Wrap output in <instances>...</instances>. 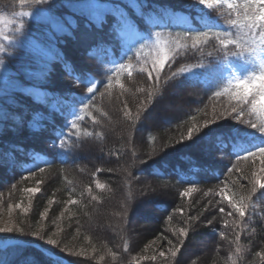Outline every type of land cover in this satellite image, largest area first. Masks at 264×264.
Instances as JSON below:
<instances>
[{
    "label": "trees",
    "instance_id": "trees-1",
    "mask_svg": "<svg viewBox=\"0 0 264 264\" xmlns=\"http://www.w3.org/2000/svg\"><path fill=\"white\" fill-rule=\"evenodd\" d=\"M66 2L67 0H54L51 11L57 16L71 14L70 9L64 5ZM111 2L127 7V0H111ZM195 4L196 0H147L148 10L157 15L163 16L164 11L167 10L169 13H178L187 17L184 24L168 22L167 17H163L165 24L157 27L148 26L141 17L135 16L134 10L128 9L129 15L134 18L144 38L152 39L156 37V32H160L163 43L180 40L181 43L187 44V47H173V51L170 52L171 59L161 71L159 80L155 78L154 71L152 78L148 77L147 72L141 71L142 67L149 70L152 68L151 54L147 52L138 50L136 53L132 49L120 53L118 49V53L114 55L118 57L120 55L127 64L133 65L131 75L127 72H117V75L110 76L107 72L109 69L104 65L108 57L102 51L97 50L95 53L98 58H102L101 67L97 69L94 66L97 61L88 59L83 42L72 40L70 36L62 38L59 48L68 65L73 68L89 67L93 77L97 79V90L95 95L91 96L92 116L83 113L84 119L78 122L81 129H87L94 135L85 137L81 132L78 147L69 150L60 149L58 144L61 139L69 143L76 139L72 135L75 130L67 124L61 114H57L54 120L52 115L46 117L52 121L39 133L34 134L33 130L25 125L19 131H8L0 135V152L12 145L22 149L16 155L15 165L0 163V219L4 217L3 211L9 212L15 216L11 221H16L14 228L24 229L23 232H0V239H16L30 245L17 246L14 248L13 256L10 251L13 249L4 252L6 257H2L0 253V264L58 262L47 257L42 251L61 257L71 264H193L194 262V264H264V259L257 255L264 253V189H259L252 200L246 201L247 208L243 218L235 213L226 199L210 191L214 189L219 192L227 184L228 194L235 193L239 197L242 193L240 185L250 187L247 176L259 166V161L257 160L253 165L251 161L240 160L234 163L238 168L230 172L234 164L228 167L221 165L222 161L228 162L225 154L221 156L220 152L215 154L206 151L205 144L208 138L245 130L260 133L240 125L234 119L235 113L231 112L234 101L226 95L220 97L215 95L217 91L222 90V85L215 76L216 71L213 67L229 58L234 49L229 47L226 53L214 40L194 49L191 47V41H184L177 35L185 30H231L226 21L228 10L223 11L222 16L217 9L210 11V15L217 17L223 25L217 28L195 12ZM21 8L31 10L32 6H21L18 0H0L2 13H14ZM111 21L112 17H108L109 24ZM23 22L25 37L22 39L31 38L33 41L46 39V27L43 23ZM79 22L81 30H88L86 15H81ZM106 33L107 26L104 30L93 33L92 38H105ZM30 47L29 45V48H20L14 57L6 58L12 69L13 79L24 84L33 83L28 79V72L37 66L36 54ZM113 50L115 51V48ZM180 68H185L186 71L173 77L172 73ZM67 71L64 63L54 62L51 65L48 82L41 85V88L45 91H58L67 96L72 103H77L87 92L72 86L73 77L67 75ZM117 76L119 83H116ZM109 80L114 87H107ZM12 91L13 89L9 88L8 92L0 97L3 105L7 103L10 110H16L17 105L24 104L31 110L46 113V105L32 102L29 97L19 93L14 94L15 104L11 99L6 101L3 97ZM26 91L32 92L38 100L42 101L44 98V94L40 97L35 89ZM172 91L180 94V98L173 101L185 106L184 109L176 114L175 107L170 108L160 116V122L155 119L147 120L154 108L161 107L168 103L170 98L177 96ZM126 111L131 114L130 117L125 116ZM93 119L99 122L94 123ZM206 122L211 128L205 127ZM124 128L125 132L122 130ZM189 129H192L191 139H189ZM139 131L142 134L137 140L135 133ZM101 145H105L101 154L104 162L100 161L99 156V159L87 169L85 166L88 163L82 162L79 152L86 153V148ZM29 153L38 154L40 161H34ZM135 157L137 162L133 164L131 159ZM194 163L201 168H207L206 164L213 165L214 168L209 169L210 171L207 169L209 176L205 180L201 177L202 171L197 172V177L192 181L183 179L177 174L179 172H176V168H179L180 172H185L187 167ZM37 164L45 169L43 173L39 172ZM163 165L173 167V175L159 176L157 171H163ZM215 167L217 170L226 167L224 173L227 175L217 177L214 173ZM30 169L32 175L29 173ZM138 169L141 176L145 175L148 184L134 180ZM121 170L126 171L127 176L122 175ZM120 176H123V186L118 184L120 180L116 178ZM114 179H116L115 185H113ZM97 181L105 187L97 188ZM156 182L160 184L159 189L150 184ZM149 184L151 186L141 194V189ZM24 185L39 187L40 191L31 195L28 201L23 192ZM89 187L91 192L88 191ZM149 188L153 191L152 195L157 196L156 199L160 200L159 198L162 197L164 200V202L156 201L151 207L155 217L158 215L155 226L150 229H130L129 220L142 212L136 208L141 200L137 201L134 198H143L145 196L143 194L148 192ZM187 188L194 190L187 196H181ZM121 193L125 197H122ZM118 195L124 211L117 213L118 225L111 227L104 223L105 217ZM92 196H96V200H93ZM69 199L75 200L76 203L69 204ZM148 203L152 204L149 201ZM16 204L27 208L22 216L14 210ZM221 207L224 209L223 213L220 212ZM45 210H47L46 217L41 215ZM150 217L152 216L148 215L143 218L150 219ZM189 217L196 219L190 220ZM209 220L212 221L211 224L208 223ZM233 221L236 223H232ZM181 228L186 230L187 235L178 237L176 233ZM36 231H41L45 239L41 240L38 236L30 234ZM49 237L57 239L60 248L47 244ZM204 240L210 244L202 245L195 242H204ZM169 241L172 243L169 244ZM178 241H183V244H179ZM152 242L159 243L158 249L161 248L164 252L166 250V254L174 247H179L180 250L175 257L168 255L167 260L159 256L152 260L151 257L156 254L150 245ZM32 245L40 247L42 251ZM65 245L67 250L61 251L60 249ZM190 248L191 252H189ZM237 248L240 249L239 252ZM94 250L96 252L94 254L104 251L117 254L118 259L108 261L105 258L98 262L93 258L82 257V254L92 253ZM77 252L81 254H73Z\"/></svg>",
    "mask_w": 264,
    "mask_h": 264
},
{
    "label": "snow or ice",
    "instance_id": "snow-or-ice-1",
    "mask_svg": "<svg viewBox=\"0 0 264 264\" xmlns=\"http://www.w3.org/2000/svg\"><path fill=\"white\" fill-rule=\"evenodd\" d=\"M197 4L202 5L207 9H219L228 10L226 21L229 29H235V36L232 31H194L185 30L183 33L177 35L182 37L184 41H191L192 48H198L200 45L208 44L210 40H214L219 43L222 51L229 50L230 46L240 49L239 52L233 51L231 54H248L255 57L258 67L256 71L250 73L244 78H235L229 80L227 85L221 90L217 91L215 95L228 96L234 103L231 105V112L235 113L234 119L242 126L246 128L254 129L260 133V143L253 144L249 141L238 140L231 141V144L223 143L226 138L221 136L209 137L205 149L209 152H218L225 150L226 147H231L232 152L235 153L238 160L251 161L255 165L256 161H259V166L255 168L248 176L250 187L248 185H240L242 193L239 197L235 193L229 195V189L227 184L216 192L214 189H210L214 194L220 195L226 199L234 209L235 213L239 217L243 218L246 213L247 204L246 201L253 199L254 195L259 189H264V0H196ZM21 6H32L29 11H20L16 13L19 17H30L34 18L37 22L43 23L46 27V39L44 41H32L27 38L21 43V38L24 35V22L21 20L18 27L15 28V32L19 36H10L7 34L5 28H0V54L7 53L11 58L18 53V50L23 47L31 46L30 49L36 54L37 66L28 72V79L33 81L32 84H24L17 82L10 77L6 78V83H9L13 91L10 94H6L3 98L7 101L11 99L13 104L16 103L14 94L19 93L20 95L27 96L32 102L46 105V113L31 110L24 104L17 105L16 110H10L7 103L4 104L3 108H0V135L5 132L12 131L16 132L27 125L28 128L32 129L34 134L39 133L43 128L46 127L49 121L46 117L49 115L53 116V120L57 114L64 115L67 109V115H72L76 112L75 106L67 98L58 91H45L42 90L41 85L48 82L49 74L51 72V65L54 62L64 63L65 68L68 70L67 75H72L73 79L71 84L73 87H79L86 90L87 93L95 95L97 85L93 82L94 77L92 70L89 67H70L68 62L64 59L63 54L59 48V42L65 36H70L72 40L83 42L84 51L88 53V59L97 61L94 65L95 68L101 67L102 58H98L95 53L97 50L102 51L105 55L112 53L114 48L122 49L123 42L126 39L128 33L134 32L141 34L138 30L137 24L132 16L129 15L128 9L134 10L136 17H141L143 22L148 26L157 27L163 23V17H167V21H171L177 24H184L187 21V17L178 13H169L167 10L164 11L163 16L157 15L156 13L148 10L147 0H127V7L113 4L111 0H67L64 5L70 9L71 14L65 16H57L52 11L54 0H18ZM127 9V10H126ZM86 15L88 17V30H81L79 17ZM108 17H112V21L109 24ZM15 20L5 21L3 17H0V24L12 25ZM107 26V33L105 38L93 39V33L98 30H104ZM211 31V34H210ZM157 37L156 43L153 45L156 51V56L151 61L152 68L149 70L146 67H142V72H147L148 77L152 78V72L156 73V79L159 80L160 73L165 67L166 63L171 59L169 55L173 51V47H187L186 43H181L180 40H174L170 43H163L159 41L160 32H156ZM142 38L136 41L130 46V50L135 48L137 44H141ZM6 42V43H5ZM9 48L14 51L9 53ZM91 50V51H89ZM147 63V61H145ZM8 63L4 59H0V71L7 70ZM133 65L120 64L117 72H127L131 75V69ZM185 68H180L177 72H173L172 76H178L179 73L185 72ZM119 76L116 77V83H119ZM123 88V85H120ZM108 88L114 87V84L109 80L107 84ZM27 89H35L38 92L44 94L43 100H38L37 97ZM103 95V93L101 94ZM85 97V96H83ZM87 97L89 103H83V109L81 110L84 114L91 117L92 107L91 97ZM56 105V108H53ZM58 109V110H57ZM126 117H130L129 112H125ZM138 118V117H137ZM84 119L81 114H76L75 118L71 121V128L75 131L72 135L76 139L72 140L71 143L64 139L59 141V148L64 150L75 149L79 146V139L81 132L85 137H91L94 133L87 131V129H81L79 121ZM94 123H98L93 119ZM205 127L211 128L206 122ZM189 139L192 138V129L188 130ZM22 151L17 146L12 145L5 151L0 152V163L7 165H15L17 163L15 153ZM33 156L34 161H40L38 154L29 153ZM47 163V161H43ZM39 172L43 173L45 169L39 167ZM237 165H233V168L229 171L237 169ZM32 175V170H29ZM28 179V177H25ZM71 183V181H69ZM96 187L103 189L104 184L99 181L96 182ZM194 189L187 188L181 193V196L189 195ZM25 192L35 194L40 191L39 187L25 188ZM91 192V188L88 189ZM93 200H96V196H92ZM51 204L52 201L50 200ZM69 204H75V200H68ZM11 207V206H9ZM16 208H20V204L15 205ZM27 211V209H25ZM220 212H224L223 207L220 208ZM42 216H47V210L41 213ZM232 215V213H228ZM190 220L196 219L195 217H189ZM212 223L211 220L208 221ZM228 223L227 221L225 222ZM232 223H236L233 221ZM23 232V228H14L12 226L0 227V232ZM31 235L38 236L41 240L45 239L44 234L41 231L31 232ZM55 235V233L53 234ZM178 237L186 236L187 232L184 228H181L176 233ZM239 239V237H237ZM172 241H169L171 244ZM179 244H183V241H178ZM47 244L54 245L60 248V242L57 239L49 237ZM61 251L67 250V245L60 249ZM179 247L169 249L166 254L164 251L159 252V257L167 260L168 255L175 257L179 252ZM240 249L237 248V252ZM80 255L81 253H73ZM114 255V254H113ZM262 259H264V253H257ZM152 260L156 259V256L151 257Z\"/></svg>",
    "mask_w": 264,
    "mask_h": 264
},
{
    "label": "rangeland",
    "instance_id": "rangeland-1",
    "mask_svg": "<svg viewBox=\"0 0 264 264\" xmlns=\"http://www.w3.org/2000/svg\"><path fill=\"white\" fill-rule=\"evenodd\" d=\"M202 6V5H201ZM205 9H207V8H205ZM20 11H29V10H27V9H24V8H21V9H19L18 11H16V12H14V13H0V17H3L4 18V20L5 21H8V20H15V23L14 24H12V25H7V24H0V28H5L6 29V31H7V34L8 35H10V36H18L19 34L18 33H16L15 32V28L16 27H18V25H19V23H20V21L22 20V21H36L34 18H30V17H19V16H16L15 14L16 13H18V12H20ZM28 40H32L31 38H28ZM33 41V40H32ZM157 41V40H156ZM156 41L151 45V43H149L148 44V49H149V51H150V53L151 54H154V57H153V59L155 58V56H156V51H155V48L153 47V45L156 43ZM160 41V40H159ZM161 42V41H160ZM6 43V42H5ZM21 43L23 44V39H21ZM161 44H162V42H161ZM21 48H24L23 46L21 47ZM9 53H11L12 52V48H9ZM4 55H6V56H9L7 53H5V54H0V59H1V57L2 56H4ZM7 77H10L9 76V70H8V67H7V70H5V71H0V95H2L6 90H7V87H8V85H9V83H6V78ZM237 77H239V76H237V74H234L233 75V77H232V80L233 79H235V78H237ZM172 93H174V95L176 94L177 96H175V97H172V99L170 98L169 99V102L168 103H165L164 105H162L161 107H158V109H156V111H155V113H152V114H150L149 115V117H148V119L147 120H150L151 121V119H152V121H153V119H155L156 121L158 120L159 122H160V116L163 114V113H165L166 111H168V110H170V108H172V107H175V112H176V114L177 113H179L182 109H184V107L185 106H181V105H178L177 103H175L174 101L177 99V98H180L179 96H180V94H177V93H175V92H173L172 91ZM170 96H171V94H170ZM174 100V101H173ZM186 105V104H185ZM111 110V109H110ZM108 112H109V110H108ZM147 124H149V123H147ZM118 130V129H117ZM122 130H124V132H125V128L124 129H122ZM136 135H137V140L139 139V138H141V131H139V132H137V133H135ZM136 138V137H135ZM143 138V137H142ZM136 140V139H135ZM103 146H105V145H101V146H98V147H88V148H86V155H87V161H89V163L85 166L87 169H89V167H90V165L92 164V163H94V159H99V158H97L98 156H100V161H102V163L104 162V159H102L103 157L101 156V154H102V152L104 151V149H105V147L103 148ZM93 151V152H92ZM97 156V157H96ZM132 161V163L134 164V163H136L137 161H136V157L134 158V159H131ZM98 162H99V160H98ZM112 167H116V165H111ZM112 167H109V168H112ZM118 167V166H117ZM121 171H123V170H121ZM125 172V173H124ZM121 173V172H120ZM127 174V172L126 171H123V173H122V175H126ZM127 176V175H126ZM114 177V176H113ZM115 178V177H114ZM117 179H118V184H120V185H122L123 186V176H120L119 178L118 177H116ZM115 181H116V179H114V184L113 185H115L116 183H115ZM124 181H125V179H124ZM142 184H148V181H144ZM150 184H153L154 186H156L158 189H159V187L158 186H160V184L159 183H150ZM146 185V187H143V189H141V194H142V192L144 193L145 191L144 190H146V188H148L149 186H151V185ZM119 185V186H120ZM122 186H120L121 187V189H122ZM153 186V187H154ZM162 187V186H161ZM25 188H35V187H33V186H27V185H24V189ZM24 189H23V192L25 193V197H26V199H28V201H30V196L31 195H33V194H29V193H27V192H25L24 191ZM162 189V188H161ZM147 190H149L148 192H146L145 194H143V195H145L144 196V198L145 199H147V201H149L150 199H148V198H150L151 196L150 195H152L153 193V191L149 188V189H147ZM122 192V191H121ZM122 194V197H125V195L123 194V193H121ZM119 198V195H118V197L116 198V201L115 202H113L112 203V205L110 206V210L106 213V219H105V222L104 223H106L108 226H111V227H115V226H117L118 224V220L116 219V215H117V213H119V212H121L122 210L124 211V209L121 207V201L118 199ZM160 200H157L158 202H164V200H163V198L161 197V198H159ZM152 200V199H151ZM150 202V201H149ZM25 206H20V208H16V207H14V210L15 211H18V214H19V216H22L26 211H25V209H27V208H24ZM112 207V208H111ZM10 210H12L11 209V207H10ZM150 211L151 212H149V215H151L152 217H150V219H145V218H139L138 216H134L133 218H131L130 220H129V224H130V229H136V228H140V229H143V228H145V229H150V228H152L153 226H155V223H156V220L158 219V215H157V217H155L156 215H155V212L152 210V209H150ZM4 213H3V215H4V217H2L3 219H0V227H5V226H12V227H15L16 225V221L15 220H13V222H11L12 221V219H14V215H11V214H9V212H5V211H3ZM127 212H125V214H126ZM101 224H103V223H101ZM41 228V227H40ZM99 228V227H98ZM102 229V228H101ZM195 242H197L198 244H202V245H208V244H210V243H208L206 240H204V242H198V241H195ZM151 247H152V249L155 251V256L156 257H158L159 256V252L160 251H163V249H161V248H159L158 249V247H159V243H156V242H152L151 244ZM162 248H165V247H163L162 246ZM69 251V250H68ZM192 250H191V248H190V251L189 252H191ZM71 252V251H70ZM167 251L165 250V253H166ZM94 253H96L95 252V250H94V252H89V253H87V254H82V257H88V258H93L95 261H98V262H100V261H103L105 258H107V260L108 261H111V259H118L117 258V254H111V253H109V252H106V251H104L103 253H99V252H97V254H94ZM86 255V256H85ZM93 257H92V256ZM187 262V261H186ZM195 263V262H194ZM193 263V264H194ZM185 264V263H184Z\"/></svg>",
    "mask_w": 264,
    "mask_h": 264
},
{
    "label": "bare ground",
    "instance_id": "bare-ground-1",
    "mask_svg": "<svg viewBox=\"0 0 264 264\" xmlns=\"http://www.w3.org/2000/svg\"><path fill=\"white\" fill-rule=\"evenodd\" d=\"M174 97V96H173ZM156 109H158V108H154L153 109V113H155V111H156ZM93 152V151H92ZM79 155H80V159L82 160V162H84V163H89V161H87V155L84 153V152H82V151H80L79 152ZM97 157V156H96ZM99 157V156H98ZM97 157V158H98ZM94 162L96 161V159H94L93 160ZM166 163V162H165ZM174 164H176V163H174ZM160 166H162V165H160ZM171 166H173V164L171 165ZM206 166H207V168H208V170L209 169H213L214 168V166L213 165H210V164H206ZM205 169V168H204ZM205 171V172H204ZM202 170V172H201V177H202V179H206L208 176H209V171L207 172L206 170ZM140 172V169H138V170H136V177H135V181H138V180H141V183H143L144 181H146V177H145V175L143 174L142 176H141V174L139 173ZM139 174V175H138ZM138 176H141V177H139V178H137ZM144 196V195H143ZM151 197L150 198H148V199H150L149 201L152 203L151 205H149V203H148V201H147V199H145L144 197L143 198H134V200H141L138 204H137V206H136V208L138 209V210H140V211H142L141 213H140V215L138 216L139 218H143L144 216H148L149 214H148V212H150V209H151V207L153 206V205H155V203H156V201L158 200V199H156V197L157 196H155V195H150ZM152 199V200H151ZM139 211V212H140ZM143 216V217H142ZM88 264H90V263H88ZM127 264H129V263H127Z\"/></svg>",
    "mask_w": 264,
    "mask_h": 264
}]
</instances>
